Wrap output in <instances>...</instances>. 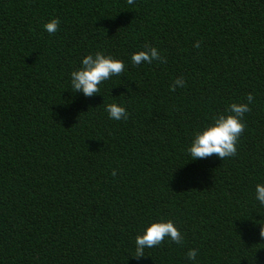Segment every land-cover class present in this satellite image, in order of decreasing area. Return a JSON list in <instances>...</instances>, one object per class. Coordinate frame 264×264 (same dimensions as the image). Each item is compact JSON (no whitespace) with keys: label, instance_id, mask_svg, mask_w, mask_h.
<instances>
[{"label":"trees","instance_id":"trees-1","mask_svg":"<svg viewBox=\"0 0 264 264\" xmlns=\"http://www.w3.org/2000/svg\"><path fill=\"white\" fill-rule=\"evenodd\" d=\"M145 44L167 62L133 66ZM96 52L124 72L72 92ZM248 93L237 154L192 160L194 133ZM113 103L126 120L109 118ZM257 184L264 0H0V264H264ZM169 220L183 243L134 258L135 237Z\"/></svg>","mask_w":264,"mask_h":264},{"label":"clouds","instance_id":"clouds-1","mask_svg":"<svg viewBox=\"0 0 264 264\" xmlns=\"http://www.w3.org/2000/svg\"><path fill=\"white\" fill-rule=\"evenodd\" d=\"M127 4L133 5L135 0H126ZM59 18H53L43 25L49 34H55L59 28ZM200 41L193 44L194 48H200ZM153 61L166 63L157 48L145 44L144 49L131 56L133 66H139ZM125 70L123 61L107 56L102 52L89 54L82 58L81 67L70 73L71 91L80 92L85 97H92L100 92V85L112 76H119ZM185 80L183 77L176 78L169 85L170 91H175L177 87L183 88ZM247 103H232L225 110L227 114H218L213 117V122L204 129L194 133L190 146L186 149L192 160L206 159L216 156L221 160L233 157L237 154L236 144L238 138L244 131L245 124L242 118L245 113L250 112L249 105L254 102L252 93L247 94ZM108 116L112 120H126L129 113L122 106L108 104L105 106ZM116 175L115 170L111 173ZM255 198L261 206H264V184H257L255 188ZM259 237L264 239V224H260ZM175 244L183 243V235L174 226L172 221L153 222L146 226L142 234L135 237L134 258L145 256L146 248H153L161 245L165 240ZM198 255L196 249H189L186 253L188 261H195Z\"/></svg>","mask_w":264,"mask_h":264}]
</instances>
